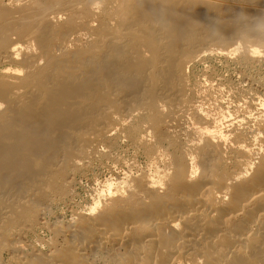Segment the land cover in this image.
I'll return each instance as SVG.
<instances>
[{
	"label": "bare ground",
	"instance_id": "6f19581e",
	"mask_svg": "<svg viewBox=\"0 0 264 264\" xmlns=\"http://www.w3.org/2000/svg\"><path fill=\"white\" fill-rule=\"evenodd\" d=\"M255 72L264 0H0V264H264Z\"/></svg>",
	"mask_w": 264,
	"mask_h": 264
},
{
	"label": "rangeland",
	"instance_id": "374dc122",
	"mask_svg": "<svg viewBox=\"0 0 264 264\" xmlns=\"http://www.w3.org/2000/svg\"><path fill=\"white\" fill-rule=\"evenodd\" d=\"M212 59H211V58ZM210 57H207V59H206V57H205V59H203L202 61H198V62H196L195 63V65H194V67L192 68V73L194 74V75H196V77H204L206 74L207 75H210V76H213V75H217L216 76V78H218V79H221L222 80V82H226L225 84H227L228 86H230V85H232V87L233 88H235V89H238L239 90V88L241 89V88H245L246 89V85L243 83V80H240L241 78H240V74L239 73H237L238 72V67L233 63V60L232 61H225L222 57H219V56H210ZM218 58V59H217ZM219 58H220V60H219ZM207 60V61H206ZM224 60V61H223ZM207 62V63H206ZM225 62V63H224ZM228 62V63H227ZM201 64V65H200ZM224 64V65H223ZM204 65V66H203ZM196 66H198V67H196ZM218 67V68H217ZM206 69H207V71H206ZM204 71V72H203ZM209 71H214V72H212V73H210ZM190 72H191V69H190ZM202 72V73H201ZM195 73H197V74H195ZM209 73V74H208ZM221 73V74H220ZM204 76H203V75ZM218 75L220 76V77H218ZM253 75V77L256 79V81L258 80V82H259V85H260V88H259V91H260V94H261V92L263 93V89H264V76H262V75H260V73L259 72H255V74H252ZM222 77V78H221ZM259 77V78H258ZM261 78H263V79H261ZM225 79H226V81H225ZM224 80V81H223ZM229 80V81H228ZM263 80V81H262ZM242 81V82H241ZM260 81H261V83H260ZM230 82H232L231 84H230ZM233 83H235V86H234V84ZM263 84V85H262ZM238 87H237V86ZM254 87V89H258V87L256 86V85H253ZM231 87V86H230ZM237 87V88H236ZM261 87H263V89L261 88ZM262 95V94H261ZM100 173V174H99ZM99 174V175H98ZM105 173L104 172H98L97 174H96V179L98 180V181H101V179L103 180V178H105L106 177V174L104 175ZM99 176V177H98ZM85 179H81V181H82V184H81V186L79 187V188H77L76 189V194H77V199H76V201H78V202H84V201H86L87 199L89 200V198L88 197H90V195H92L93 193L92 192H94L97 188V185H96V181L94 180V179H87V181L85 180ZM90 180V181H89ZM92 181V182H91ZM84 182V183H83ZM95 182V183H94ZM84 184V185H83ZM86 184V185H85ZM93 185V186H92ZM95 185V186H94ZM87 186V187H86ZM82 187H83V189H82ZM91 187V188H90ZM85 188V189H84ZM89 188V189H88ZM93 188V189H92ZM96 188V189H95ZM87 189V190H86ZM91 190V191H90ZM86 191H88V192H86ZM90 192L92 193V194H90ZM85 194V195H84ZM79 198V199H78ZM59 207H60V209H59ZM57 209H55L54 210V212L56 211L57 213H58V215H59V217H61V216H64L65 218L68 216V212L65 214V210L63 209L64 207H61V206H59ZM59 211V212H58ZM62 213V214H61ZM65 214V215H64ZM53 219V220H52ZM55 218H53V217H50V222H54L55 220H54ZM61 219V218H60ZM40 232V233H39ZM36 234V235H35ZM35 234H31V237H24L23 239H21L20 241H22V240H24L25 242H23V244H29V243H33V244H36L37 246H39L40 244H41V241H45V240H47L48 238H47V235H46V233L44 232V231H42V230H38L37 231V233H35ZM35 236V237H34ZM37 237H38V239H37ZM35 238H36V240H35ZM44 238H46V239H44ZM30 239V240H29ZM39 239H40V241H39ZM42 239V240H41ZM27 241V242H26ZM29 241V242H28ZM38 242H39V244H38ZM8 252H10V254L8 253ZM11 254H15V253H11V251H7L6 253H4L3 254V258L4 259H6L7 257H9Z\"/></svg>",
	"mask_w": 264,
	"mask_h": 264
}]
</instances>
